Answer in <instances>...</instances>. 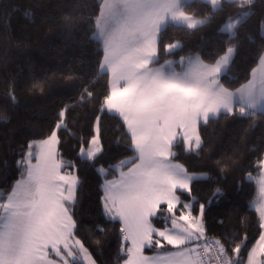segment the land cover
<instances>
[{"label": "trees", "instance_id": "obj_1", "mask_svg": "<svg viewBox=\"0 0 264 264\" xmlns=\"http://www.w3.org/2000/svg\"><path fill=\"white\" fill-rule=\"evenodd\" d=\"M103 2L0 0V190H10L22 170L18 161L27 145L45 138L58 122V113L66 109L67 127L57 131L64 170L78 169L81 181L74 217L77 235L96 259L123 264L120 224L102 214L104 177L96 170L106 167L108 177H115L118 171L108 162L133 157L123 122L114 113L101 114L103 159L93 165L79 156V149L89 146L101 99H109L111 92L110 75L102 70L105 46L96 36ZM181 7L202 17L203 23L190 27L169 22L160 32L154 63L199 55L213 64L234 47L236 53L221 80L229 89L248 82L264 54V0H223L218 7L206 0H190ZM244 13L233 33L222 29L229 19ZM85 89L94 96H86ZM9 91H14L15 103L6 97ZM241 109L245 117L239 116ZM199 130L201 148L189 150L181 140L176 161L190 172L207 175L193 183L192 193L179 191V195L184 202L194 198L195 214L199 203L211 201L205 213L207 236L220 240L231 257L237 255L231 249L246 241L241 250L246 257L261 231L259 211L252 203L258 193L254 177L260 172L254 165L264 158V111L239 105L232 114L201 123ZM216 188L224 195L215 196ZM167 215L154 218L155 225L164 227ZM97 226L106 228L107 234L96 232Z\"/></svg>", "mask_w": 264, "mask_h": 264}, {"label": "snow or ice", "instance_id": "obj_2", "mask_svg": "<svg viewBox=\"0 0 264 264\" xmlns=\"http://www.w3.org/2000/svg\"><path fill=\"white\" fill-rule=\"evenodd\" d=\"M85 95L94 96L86 89ZM6 97L16 102L14 91L7 92ZM232 104L231 98L214 96L206 88H197L194 95L184 96L153 91L151 86L140 89L137 84L118 91L114 99L102 97L90 147H81L79 156L93 165L103 159L101 114L114 113L123 122L133 157L121 158L119 163L108 162L119 173L115 179L106 178L108 168L96 169L105 177L100 197L102 214L120 224L119 233L124 242L121 250L126 253L123 264H211L205 256L213 249L215 264H241L228 255L220 240L206 235L205 213L212 202L199 203L198 214L194 215L193 205L177 195L179 191L192 193L193 183L207 174L197 175L175 162V149L181 140L189 150L193 145L195 149L201 148L197 123L201 110L206 125L208 118L232 114ZM249 105L255 107V102L249 99ZM65 113L66 109L58 113V122L45 138L27 145V151L18 161L22 170L0 200V264H75L73 258L77 256L83 264H104L77 235L79 227L74 217L81 181L76 174L78 169L62 172L64 163L58 150L61 139L57 130L67 127ZM239 116L245 117L243 109ZM178 129L183 130V135L178 134ZM254 166L260 169L257 182L264 201V158ZM219 170L223 173V169ZM248 179H252L251 173ZM214 193L224 195L220 188ZM165 212L171 227H155L154 218ZM259 217L261 231L248 252V264H264V203L259 207ZM95 231L107 234V229L100 226ZM245 242L242 240L231 251L241 253ZM168 246L173 250H165ZM146 249H159L163 254L149 255ZM53 253L59 259L53 258Z\"/></svg>", "mask_w": 264, "mask_h": 264}, {"label": "crops", "instance_id": "obj_3", "mask_svg": "<svg viewBox=\"0 0 264 264\" xmlns=\"http://www.w3.org/2000/svg\"><path fill=\"white\" fill-rule=\"evenodd\" d=\"M132 1L134 0H128L127 3L125 0H104L102 5V11L104 7L108 10V17L104 21L107 28L106 40L108 43L105 44V41L101 40V38L100 40L105 46L102 70L108 72L110 75L111 92L109 100L116 98L118 91L123 92L124 89H130L134 84L139 85L140 89L151 86L153 91L163 90L184 96L194 95L197 88H206L214 96L219 95L231 98L233 104L230 111L235 110L239 105L251 107L249 99L255 102V107L252 108L264 111V108L259 104L264 102L259 101V98L263 97L260 95L258 99H255L264 89V54L259 64L254 68L251 79L236 89L227 88L221 80L222 74L228 69L222 73H212V69H216L214 66H217L226 54L213 64L204 62L199 55L186 56L179 60L174 59L173 62H168L171 63L168 67L164 64L168 60L156 64L154 62L158 58L159 35L169 22L195 27L202 24L203 20L198 16L183 11L181 7L183 2L178 3L176 18L166 19L163 12L167 4H170V1L150 0V4H146L145 0H137V9H135ZM150 7L153 8V11H150ZM121 11L125 13L122 17ZM146 17H148V20H146ZM122 20L124 22L120 24ZM143 23L144 28L142 27ZM178 64L182 66L180 69L177 68ZM228 64L230 65V63ZM257 80L258 82H256ZM204 115V110H201L199 120L197 121L199 127L201 123L205 122ZM192 126L194 127L195 125ZM177 131L178 134L183 135L182 129H178ZM88 147H90V144L84 148ZM193 148H195L194 145ZM61 170L62 172L74 171L64 170V167ZM118 175L115 177L107 176L106 178L115 179ZM8 192H4L1 195V200L5 198ZM177 195H179V192ZM193 201L194 198L187 201V203L193 205ZM193 214L197 215L194 212ZM154 226L163 228L158 227L155 223ZM165 226L171 227L168 223ZM165 250L173 249L169 248ZM156 252H159L161 255L163 254L160 250ZM156 252L149 253L146 251L149 255ZM52 256L55 259H59V257H55L54 253ZM73 259L82 262L78 256Z\"/></svg>", "mask_w": 264, "mask_h": 264}, {"label": "rangeland", "instance_id": "obj_4", "mask_svg": "<svg viewBox=\"0 0 264 264\" xmlns=\"http://www.w3.org/2000/svg\"><path fill=\"white\" fill-rule=\"evenodd\" d=\"M164 1H170V4H167L163 14L165 15V18L166 19H175L176 16H177V10H178V3L179 2H186V1H190V0H164ZM208 1V0H206ZM241 1H249V0H241ZM125 2L127 3L128 0H125ZM214 7H218L222 4L223 0H211L209 1ZM132 3L134 4L135 6V9L136 8V4L138 3L137 0H134L132 1ZM145 3L146 4H150V0H145ZM150 11H153V8L150 7ZM125 15V13L123 11H121V17ZM106 17H108V10L104 7L103 11H101V14L99 16V19H98V27H97V32H96V36L101 40L105 41V44L108 43L107 40H106V35H107V28L104 24V21L106 19ZM246 17V13L242 14L241 16L239 17H236L235 19H229L227 21V23H225L223 25V30L225 31H229V32H234L235 29H236V26L237 24L242 21L244 18ZM201 18V20H203L202 17H199ZM151 19V18H150ZM146 20H148V17H146ZM124 21H120V24L123 23ZM144 28V23H143V26ZM152 41V40H151ZM151 43V42H150ZM112 49V48H111ZM236 53V50L234 47H231L228 51V53H225L223 59H221L222 57H220V61L218 63L217 66H214L216 67V69H212V73H215V72H218V73H222L224 72L226 69H228V63H231L234 55ZM174 59L172 60H168L166 61L164 64L166 65V67H168V65H170L171 63H168V62H173ZM229 61V62H228ZM165 70V69H164ZM263 79H264V75H263ZM258 82V80L256 81ZM261 84V83H260ZM258 85V84H257ZM260 95L263 97V98H259ZM259 98V101H264V89L262 92H260L258 94L257 97H255V99H258ZM263 108H264V102L263 103H259ZM195 149V148H193ZM193 173V172H192ZM195 174L197 175H201V176H204L205 173H202V172H195ZM259 175V174H258ZM257 175V176H258ZM257 176L254 177L257 185H258V182H257ZM5 191L3 190H0V200H1V195L4 193ZM182 199V198H181ZM261 203H264V201L261 200L260 198V195H259V185H258V193H257V196L255 198V200H253V206L259 211V207L261 205ZM231 257V256H230ZM233 260H239L241 261V264H248V260H247V256L246 257H243L242 253H239L237 254L235 257H231Z\"/></svg>", "mask_w": 264, "mask_h": 264}, {"label": "built area", "instance_id": "obj_5", "mask_svg": "<svg viewBox=\"0 0 264 264\" xmlns=\"http://www.w3.org/2000/svg\"><path fill=\"white\" fill-rule=\"evenodd\" d=\"M209 239H216V238H213V237H210V236H207ZM218 240V239H216ZM215 257H216V254H215V249L212 250L211 253H208L206 256H205V259L206 260H209L211 262V264H215Z\"/></svg>", "mask_w": 264, "mask_h": 264}]
</instances>
